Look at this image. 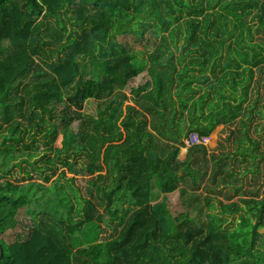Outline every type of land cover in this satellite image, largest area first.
I'll list each match as a JSON object with an SVG mask.
<instances>
[{"label":"trees","instance_id":"16d2710c","mask_svg":"<svg viewBox=\"0 0 264 264\" xmlns=\"http://www.w3.org/2000/svg\"><path fill=\"white\" fill-rule=\"evenodd\" d=\"M263 180L264 0H0V264H264Z\"/></svg>","mask_w":264,"mask_h":264},{"label":"rangeland","instance_id":"374dc122","mask_svg":"<svg viewBox=\"0 0 264 264\" xmlns=\"http://www.w3.org/2000/svg\"><path fill=\"white\" fill-rule=\"evenodd\" d=\"M128 27L122 25L121 27H119L117 29V32L120 34L123 31H128ZM133 48L134 51L140 55V56H145L147 54V50L150 51L151 49H153L156 45H154L153 43L148 44V42H143V43H133ZM147 47V48H146ZM149 79V77L147 76L146 73L141 74L138 78H136L135 80H133L130 84L129 87L127 88V93L130 96V92L132 88H135L137 86H140L142 84H144L147 80ZM98 89V83L97 81H94L92 79L88 80V89L85 93V100L87 102L86 105V111L88 112H95V106H93L91 104V100L94 99V95L97 92ZM129 104H133L132 100H129L128 102ZM77 125L78 124H74V128L77 130ZM223 125L218 126L214 132H212V134L210 135V142L208 143V146L210 148H215L221 141L223 143H225L227 145V147L229 145V142L226 138L227 132H223ZM214 135V136H212ZM56 146L57 147H64L66 146V143L64 141V137L63 135H60L57 142H56ZM191 146H195V150L199 148V144H191ZM190 146V147H191ZM186 156V151H182L181 155H180V159H184V157ZM71 174H68V177H71ZM80 179V178H79ZM263 182V187L260 190V195L263 194V189H264V180ZM244 188H247V184L244 185ZM237 197H235L233 200H236ZM199 200H201L199 198ZM161 202L163 203V217L165 218V222L168 225L169 228L173 229L174 228V218L179 215L182 212L188 211L189 215L195 220L196 223L200 222L201 219H204L205 216V212H204V207L201 210H196L193 208V206L189 205L188 200L186 199V195L182 196L180 195L178 192H174L170 195H167L163 198V200H161ZM18 220L22 221L24 224H28L29 223V217L27 216V213L25 212V209L22 208L20 209L18 215H17ZM24 230V228H17L14 231H8L5 235L0 237V240L3 241L4 244H9L11 243L14 238L16 237L17 234L21 233ZM261 232H263V230H261ZM108 234L111 233V231L107 232Z\"/></svg>","mask_w":264,"mask_h":264},{"label":"built area","instance_id":"2783aa9c","mask_svg":"<svg viewBox=\"0 0 264 264\" xmlns=\"http://www.w3.org/2000/svg\"><path fill=\"white\" fill-rule=\"evenodd\" d=\"M187 144H199L208 145L210 142V136H201L198 133H191L188 138H186Z\"/></svg>","mask_w":264,"mask_h":264},{"label":"crops","instance_id":"0c3cea01","mask_svg":"<svg viewBox=\"0 0 264 264\" xmlns=\"http://www.w3.org/2000/svg\"><path fill=\"white\" fill-rule=\"evenodd\" d=\"M190 146H191L190 144H187V142H185V146L181 149V152L183 150L186 151V156H187V153H188V150H189ZM180 155H181V153H180ZM186 156L184 157V159H180V156H179V159L182 160V161H184L185 158H186Z\"/></svg>","mask_w":264,"mask_h":264},{"label":"water","instance_id":"95a60500","mask_svg":"<svg viewBox=\"0 0 264 264\" xmlns=\"http://www.w3.org/2000/svg\"><path fill=\"white\" fill-rule=\"evenodd\" d=\"M2 255H3V253H2V250L0 249V260L2 258Z\"/></svg>","mask_w":264,"mask_h":264}]
</instances>
